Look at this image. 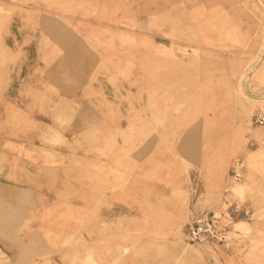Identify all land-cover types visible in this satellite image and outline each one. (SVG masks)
Returning a JSON list of instances; mask_svg holds the SVG:
<instances>
[{"label": "rangeland", "instance_id": "obj_1", "mask_svg": "<svg viewBox=\"0 0 264 264\" xmlns=\"http://www.w3.org/2000/svg\"><path fill=\"white\" fill-rule=\"evenodd\" d=\"M257 112L264 0H0V264H264Z\"/></svg>", "mask_w": 264, "mask_h": 264}, {"label": "built area", "instance_id": "obj_2", "mask_svg": "<svg viewBox=\"0 0 264 264\" xmlns=\"http://www.w3.org/2000/svg\"><path fill=\"white\" fill-rule=\"evenodd\" d=\"M254 123L264 126V115L259 112L253 117ZM245 171L244 161L235 159L232 165V178L234 181H241ZM233 212L237 214L244 213L248 215L249 211L241 209L238 206L233 207ZM223 215L205 210L198 213L193 223L187 229L186 240L190 243H200L203 241H213L221 243L226 240L227 232L222 221Z\"/></svg>", "mask_w": 264, "mask_h": 264}, {"label": "bare ground", "instance_id": "obj_3", "mask_svg": "<svg viewBox=\"0 0 264 264\" xmlns=\"http://www.w3.org/2000/svg\"><path fill=\"white\" fill-rule=\"evenodd\" d=\"M236 189H237V188H236ZM236 225H237V223H236ZM175 252H176V251H175ZM187 252H188V251H187ZM191 252H192V251H191ZM184 253H185V252H184ZM192 253H193V252H192ZM192 253H191V254H192ZM195 253H196V252H194V255H195ZM189 254H190V251H189V253H188V256H190ZM186 255H187V253H186ZM194 255H192V256H194ZM181 256H182V255H181ZM181 256H180V257H181ZM195 257H196V256H195ZM86 264H87V263H86Z\"/></svg>", "mask_w": 264, "mask_h": 264}]
</instances>
